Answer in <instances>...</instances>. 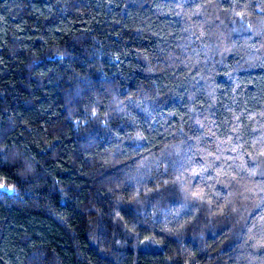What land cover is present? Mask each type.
Here are the masks:
<instances>
[{"label": "trees", "instance_id": "1", "mask_svg": "<svg viewBox=\"0 0 264 264\" xmlns=\"http://www.w3.org/2000/svg\"><path fill=\"white\" fill-rule=\"evenodd\" d=\"M0 184V264H264V0H0Z\"/></svg>", "mask_w": 264, "mask_h": 264}, {"label": "clouds", "instance_id": "2", "mask_svg": "<svg viewBox=\"0 0 264 264\" xmlns=\"http://www.w3.org/2000/svg\"><path fill=\"white\" fill-rule=\"evenodd\" d=\"M93 115H95V112L93 113ZM12 187L15 189V186H14V185H13ZM193 192L195 193V195H196L197 197H199V198H203V197H202V193H204L203 189L198 188V189L193 190V191H192V194H193ZM137 196H138V193H133L132 196H130V197L128 198L129 202L135 200V199L137 198ZM209 202L211 203L210 199H209ZM116 216H117V217H120V213H116Z\"/></svg>", "mask_w": 264, "mask_h": 264}, {"label": "snow or ice", "instance_id": "3", "mask_svg": "<svg viewBox=\"0 0 264 264\" xmlns=\"http://www.w3.org/2000/svg\"><path fill=\"white\" fill-rule=\"evenodd\" d=\"M231 3H235L236 0H230ZM223 170H221L222 172ZM0 191H5V192H15V189L13 187H9L6 186L5 184H0ZM193 195H195V193L193 192Z\"/></svg>", "mask_w": 264, "mask_h": 264}]
</instances>
